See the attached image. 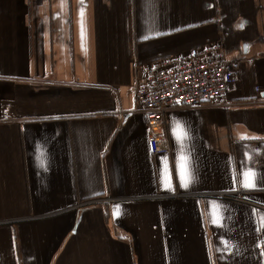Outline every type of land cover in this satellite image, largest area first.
<instances>
[{"label":"crops","instance_id":"1","mask_svg":"<svg viewBox=\"0 0 264 264\" xmlns=\"http://www.w3.org/2000/svg\"><path fill=\"white\" fill-rule=\"evenodd\" d=\"M217 40L153 154L135 81ZM262 219L264 0H0V264H264Z\"/></svg>","mask_w":264,"mask_h":264},{"label":"built area","instance_id":"2","mask_svg":"<svg viewBox=\"0 0 264 264\" xmlns=\"http://www.w3.org/2000/svg\"><path fill=\"white\" fill-rule=\"evenodd\" d=\"M235 82L234 63L226 57L221 40L145 65L143 77L134 84V100L146 118L150 151L159 154L168 150L164 124L168 110L218 104Z\"/></svg>","mask_w":264,"mask_h":264},{"label":"snow or ice","instance_id":"3","mask_svg":"<svg viewBox=\"0 0 264 264\" xmlns=\"http://www.w3.org/2000/svg\"><path fill=\"white\" fill-rule=\"evenodd\" d=\"M251 175L254 176L255 173L252 172ZM182 186H183V185H182ZM244 186H245V187H255V184H254L251 180H249L248 182H246V183L244 184ZM262 223H264V219H262Z\"/></svg>","mask_w":264,"mask_h":264}]
</instances>
